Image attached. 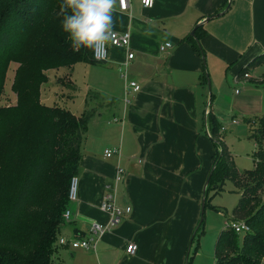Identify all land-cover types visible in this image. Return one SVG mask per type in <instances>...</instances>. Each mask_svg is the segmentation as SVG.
<instances>
[{
    "label": "crops",
    "instance_id": "0c3cea01",
    "mask_svg": "<svg viewBox=\"0 0 264 264\" xmlns=\"http://www.w3.org/2000/svg\"><path fill=\"white\" fill-rule=\"evenodd\" d=\"M115 8L113 30L130 32L128 49L134 56L128 60V49L109 46L104 62L74 64L73 75L83 70L86 88L113 102L88 123L76 176L78 198L70 203L71 219L58 237L67 243L57 241L52 262L185 264L202 185L215 156L207 115L213 114L219 133L221 126L226 131V125L239 123L234 117L220 118L206 105L202 74L206 69L212 78L223 71L235 83L240 78L248 93L237 89L232 105L242 104L243 112L264 111V83L257 78L264 71L254 72L261 63L247 70L248 78L241 72L264 52V0H154L151 8L129 0L127 10L117 0ZM197 24L202 54L190 35ZM166 41L172 46L162 52L159 47ZM130 82L139 90L134 92ZM112 148L119 154L104 157L105 149ZM118 168L123 179L116 185L115 202L130 210L111 226L99 204L112 191ZM94 222L108 227L100 237L89 233ZM88 237L95 239L94 247L70 244ZM129 243L137 246L134 254L126 251Z\"/></svg>",
    "mask_w": 264,
    "mask_h": 264
},
{
    "label": "trees",
    "instance_id": "16d2710c",
    "mask_svg": "<svg viewBox=\"0 0 264 264\" xmlns=\"http://www.w3.org/2000/svg\"><path fill=\"white\" fill-rule=\"evenodd\" d=\"M61 3L0 0V95L7 62L19 63L11 87L16 102L0 105V264H53L56 243L66 224L63 213L70 208L69 182L80 170L88 123L113 102L90 107L85 100L79 116L43 103L41 86L49 81L48 71L62 70L56 84L77 91L79 87L71 81L74 64L94 61L92 50L72 49L61 28ZM195 38L192 45L202 54ZM262 62L264 52L242 68V74ZM261 77L264 83V73ZM202 78L208 82L206 69ZM91 97L102 99L97 92ZM207 117L215 147L209 182L220 168L224 170L219 184L229 179L240 193L226 217L249 227L241 240L227 225L219 232L213 264H264V117L249 120L256 150L253 168L245 170L235 167L213 114ZM203 223L202 217L192 241L203 233ZM187 252L185 264H191L190 248Z\"/></svg>",
    "mask_w": 264,
    "mask_h": 264
},
{
    "label": "rangeland",
    "instance_id": "374dc122",
    "mask_svg": "<svg viewBox=\"0 0 264 264\" xmlns=\"http://www.w3.org/2000/svg\"><path fill=\"white\" fill-rule=\"evenodd\" d=\"M204 59L206 65L205 54ZM18 67L19 63L16 61L7 62L5 82L2 89V94L0 95V105H13L16 102V97L11 87ZM238 68L239 67H237L236 70H238ZM95 69L96 66L91 68V74H93ZM262 71H264V62L259 64L254 70V72L257 74ZM73 74L74 70L71 75V81L73 83L75 81L77 82H75L79 87L77 91H73L64 86L62 87L56 84L55 80L56 78L62 76V70H51L47 72L49 81L41 86V98L46 106H60L71 111L74 115L79 116L83 106L85 105V100L86 104L90 107L99 105V102H106L102 95V99L99 101L91 97L94 89L86 88V85L83 83V70L76 71L75 76ZM227 75L225 77V74L222 71L215 73V75L211 78L209 73V82L208 84L205 82L204 85V91L206 93V105H211L212 109H214V112L220 118L225 116L227 118L234 117L238 120L239 123L236 125H226V131L221 134V140H223V143H225L232 154V161L235 167H237L239 170L251 169L254 166L256 145L255 141L250 138L252 130L251 125L249 124V119H251L252 116L257 117L255 115H264V111L262 110L258 113H250L248 111L249 109L247 110L245 108V112H243L242 110L244 108L242 107V104L236 105L234 103L232 105L233 100L231 95L234 94V90L238 89L240 90V93H245L247 91V86L242 84L244 83L243 80L236 83L232 81L229 82V76L227 77ZM257 78L259 82L262 83L263 78ZM60 79L65 81L64 78ZM249 85L255 87V84L252 81ZM262 95L264 96V90L262 91ZM82 100H84V103ZM261 105L264 106V99L262 100ZM223 173L224 170L220 168V172L213 176L204 192L202 185V190L198 201L199 204L195 227L201 219V200L204 197V211L202 216L204 218V223L202 226L203 233L200 237V234H198V236L191 243L189 255L192 257L191 264H213L214 245L217 236L219 232L227 225V222L231 220L227 219L226 216L231 214L232 209L238 202L240 193L229 179H225L222 185L219 184V179H221ZM206 178L207 176L205 177V180ZM242 235L243 233L238 234L239 240H241Z\"/></svg>",
    "mask_w": 264,
    "mask_h": 264
},
{
    "label": "built area",
    "instance_id": "2783aa9c",
    "mask_svg": "<svg viewBox=\"0 0 264 264\" xmlns=\"http://www.w3.org/2000/svg\"><path fill=\"white\" fill-rule=\"evenodd\" d=\"M141 5L144 8H151L154 5V0H139ZM119 8L121 10H127L129 7V0H118ZM113 36L111 41L108 43L106 50L98 48L95 51L92 50V59L95 62H104L107 59L108 56V47L109 46H115V47H125L126 49L129 48L130 44V38L131 34L129 31H124V32H117L113 30ZM172 46V43L169 41H166L160 45V51L165 52L168 48ZM133 53L128 49L127 53V59L130 60L133 58ZM249 74L245 72L243 74L242 78H248ZM241 81L240 78L236 79V82ZM129 87L135 92L139 90V85H137L135 82H130ZM236 93L238 90L236 89ZM235 122V120H233ZM225 127L221 126L220 132H224ZM119 154V149L117 148H112V149H105L103 155L104 157H110L112 155H118ZM123 179V170L121 168L117 169V174L115 176V184L114 187L112 188L111 192H108L104 194L102 197V200L99 204V208L102 211H105L109 217H110V225L111 226H117L122 218L124 213H127L130 208L126 207L125 209L120 208L119 206L116 205L115 202V195H116V185ZM78 198V178L76 176H73L70 179L69 182V188H68V201L70 203L76 202ZM63 219L65 222L69 221L71 219V211L70 208H67L64 210L63 213ZM227 226L231 228L233 231L237 233H243L249 230V227L244 223L240 221H235V220H230L227 222ZM108 230V227L106 225H103L102 223L94 222L91 224L89 228V233L90 234H95L96 237H100L103 235L106 231ZM59 243L60 244H65L67 243L66 239L64 237L59 238ZM94 241L95 239L93 237H88V238H78V239H73L70 241V244L72 247H83V248H89V247H94ZM137 246L134 243H129L126 247V251L129 254H134L136 252Z\"/></svg>",
    "mask_w": 264,
    "mask_h": 264
},
{
    "label": "clouds",
    "instance_id": "9594fccd",
    "mask_svg": "<svg viewBox=\"0 0 264 264\" xmlns=\"http://www.w3.org/2000/svg\"><path fill=\"white\" fill-rule=\"evenodd\" d=\"M117 0H62L61 28L74 51L107 48L116 27Z\"/></svg>",
    "mask_w": 264,
    "mask_h": 264
},
{
    "label": "water",
    "instance_id": "95a60500",
    "mask_svg": "<svg viewBox=\"0 0 264 264\" xmlns=\"http://www.w3.org/2000/svg\"><path fill=\"white\" fill-rule=\"evenodd\" d=\"M218 14H215V15H212V17L214 16H217ZM198 27V24L192 29V31L190 32V35L192 36V37H194L195 38V31H196V28ZM196 39V38H195ZM196 41H197V44L200 46V43L198 42V40L196 39ZM212 170H213V168L211 169V171H210V173L208 174V177H207V179H206V181H205V184H204V188H203V192H204V190H205V188H206V186H207V184H208V182H209V179H210V176H211V174H212ZM204 196V195H203ZM203 211H204V197L202 198V201H201V218H202V216H203ZM193 235V234H192ZM191 241H192V236H191V238H190V242H189V245H188V251H189V248H190V244H191ZM188 253V252H187Z\"/></svg>",
    "mask_w": 264,
    "mask_h": 264
}]
</instances>
